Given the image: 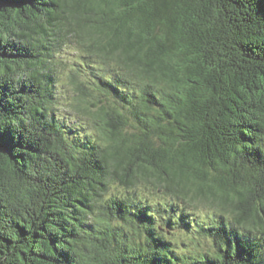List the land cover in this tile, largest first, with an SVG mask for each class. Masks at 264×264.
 <instances>
[{
  "label": "trees",
  "instance_id": "obj_1",
  "mask_svg": "<svg viewBox=\"0 0 264 264\" xmlns=\"http://www.w3.org/2000/svg\"><path fill=\"white\" fill-rule=\"evenodd\" d=\"M0 264H264V0H0Z\"/></svg>",
  "mask_w": 264,
  "mask_h": 264
},
{
  "label": "rangeland",
  "instance_id": "obj_2",
  "mask_svg": "<svg viewBox=\"0 0 264 264\" xmlns=\"http://www.w3.org/2000/svg\"><path fill=\"white\" fill-rule=\"evenodd\" d=\"M65 54H66V56L67 57H70V58H74V59H78V53H77V51H76V48H74L73 46H69L68 48H67V50H65ZM64 72L66 71V70H63ZM66 86L65 85H61L60 87H59V93L61 94V95H63V94H66V88H65ZM60 113L61 114H63L64 115V111H63V109L61 110L60 109ZM62 117V116H61ZM71 121L72 122H74L75 120L74 119H71ZM72 125H73V123H72ZM112 188H114V189H121V188H119V186L118 185H116V184H113L112 185ZM194 247H195V245L194 244H192ZM206 247V246H205Z\"/></svg>",
  "mask_w": 264,
  "mask_h": 264
}]
</instances>
